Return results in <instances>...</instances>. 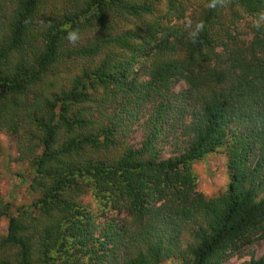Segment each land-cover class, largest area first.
Masks as SVG:
<instances>
[{
  "label": "trees",
  "instance_id": "1",
  "mask_svg": "<svg viewBox=\"0 0 264 264\" xmlns=\"http://www.w3.org/2000/svg\"><path fill=\"white\" fill-rule=\"evenodd\" d=\"M163 1L167 23L155 17ZM45 2L16 0L0 24V132L24 133L34 167L33 202L17 216L0 195V221L9 219L0 264H161L174 257L221 264L239 243L264 235V0L215 8L205 0L196 43L173 24L186 10L182 0H85L40 26ZM244 17L256 21L250 40L236 29ZM72 30L81 36L75 44L66 38ZM77 60L91 66L53 91ZM145 62L147 79L139 82L135 65ZM182 82L186 88L174 91ZM153 103L142 146L115 156L132 120ZM165 131L177 146L167 159L160 157ZM223 148L230 186L210 199L192 163ZM89 192L103 209L124 212L131 227L99 230L80 200ZM185 233L192 242L182 248Z\"/></svg>",
  "mask_w": 264,
  "mask_h": 264
},
{
  "label": "rangeland",
  "instance_id": "2",
  "mask_svg": "<svg viewBox=\"0 0 264 264\" xmlns=\"http://www.w3.org/2000/svg\"><path fill=\"white\" fill-rule=\"evenodd\" d=\"M5 6L10 10L0 11V24H3L7 20V12L12 11V4L16 0H3ZM85 0H46L45 4L38 14L37 21L40 26L47 23L49 18H61L68 12H75L80 6L84 4ZM143 1V0H135ZM186 6V10L183 12L182 18H174L173 24L186 29V18L193 22V26L202 18L204 15L207 4L205 0H182ZM155 17L160 18V21L167 23L164 16L168 15L169 7L166 1L161 2L157 7ZM174 11L172 10L171 13ZM170 13V14H171ZM175 13V12H174ZM149 21H153L149 18ZM256 21L251 17H244L236 26V29L242 34V38L250 40L251 27ZM124 23H122V26ZM133 27L129 23L125 25V29ZM95 31L89 32L88 35H83V38L93 37ZM144 34L143 29L140 31ZM151 63V61H150ZM149 63V64H150ZM148 63H139L135 65L136 72L135 80L139 82H145L147 79L146 67ZM62 76L59 77V83L53 91H59L62 88H68L71 85L72 79L78 74L82 68L91 66V62L87 60H77L65 65ZM186 88L185 83H180L174 88V91ZM121 95V94H119ZM122 96V95H121ZM122 99V97H120ZM107 102H105L104 107ZM110 112L116 107L110 106ZM156 111V107L153 104L144 106L141 109L138 119L132 120V125L126 130L122 138V145L119 147L118 152H114L115 156L123 154L126 146L133 149H139L144 140L146 139V121ZM106 123H108L106 118ZM165 139L160 142L161 158L167 159L176 154L177 146L174 144L172 134L168 131L164 132ZM30 144V140L21 134L11 135L6 131L0 132V195L4 201L11 204L10 214L17 216L20 209L29 206L34 199V196L30 192V184L32 180V173L34 167L32 166L30 155H28L27 145ZM192 168L198 177V189L207 198L215 199L225 194L230 186V175L228 170V156L226 149H220L215 153L209 154L206 157L192 163ZM264 196V191L261 192V197ZM81 202L89 211L98 225L101 227L99 230L106 228L109 224L115 229L123 227L125 225L131 227V220L123 212L114 211L111 208L103 209V206L99 205L95 197L91 192L84 195ZM9 219L4 218L0 221V239L8 234ZM263 231L254 234L251 240H246L243 243H239V248L231 254L226 261L221 264H246L252 260L264 258V235ZM183 245L182 248H186L187 244L191 243L190 234L185 233L182 237ZM161 264H185L181 257H174L168 259Z\"/></svg>",
  "mask_w": 264,
  "mask_h": 264
},
{
  "label": "clouds",
  "instance_id": "3",
  "mask_svg": "<svg viewBox=\"0 0 264 264\" xmlns=\"http://www.w3.org/2000/svg\"><path fill=\"white\" fill-rule=\"evenodd\" d=\"M226 4V0H212L211 4L209 5L212 8L217 7V5L224 6ZM260 20L264 21V13L260 14ZM259 26V24H257ZM185 27L188 31L189 38L193 43H196L200 37V34L204 31L205 25L204 22H198L193 26V22L190 19L186 18ZM68 41L70 43L75 44L81 38L79 30H72L69 31L67 34Z\"/></svg>",
  "mask_w": 264,
  "mask_h": 264
}]
</instances>
